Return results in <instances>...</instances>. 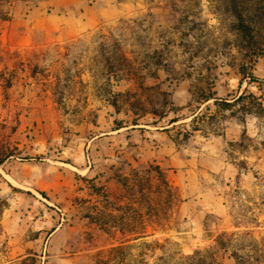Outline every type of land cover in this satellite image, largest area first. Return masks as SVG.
Segmentation results:
<instances>
[{
	"label": "rangeland",
	"instance_id": "rangeland-1",
	"mask_svg": "<svg viewBox=\"0 0 264 264\" xmlns=\"http://www.w3.org/2000/svg\"><path fill=\"white\" fill-rule=\"evenodd\" d=\"M226 4L0 0V264H264V52Z\"/></svg>",
	"mask_w": 264,
	"mask_h": 264
},
{
	"label": "trees",
	"instance_id": "trees-1",
	"mask_svg": "<svg viewBox=\"0 0 264 264\" xmlns=\"http://www.w3.org/2000/svg\"><path fill=\"white\" fill-rule=\"evenodd\" d=\"M226 5L243 47L252 55L264 52V0H227Z\"/></svg>",
	"mask_w": 264,
	"mask_h": 264
}]
</instances>
